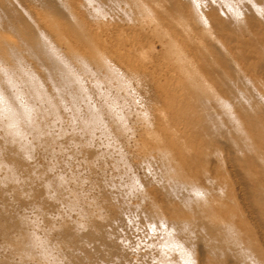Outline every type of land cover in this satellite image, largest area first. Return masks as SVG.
Returning <instances> with one entry per match:
<instances>
[{
	"label": "rangeland",
	"instance_id": "rangeland-1",
	"mask_svg": "<svg viewBox=\"0 0 264 264\" xmlns=\"http://www.w3.org/2000/svg\"><path fill=\"white\" fill-rule=\"evenodd\" d=\"M263 1L0 2V264H264Z\"/></svg>",
	"mask_w": 264,
	"mask_h": 264
},
{
	"label": "bare ground",
	"instance_id": "bare-ground-1",
	"mask_svg": "<svg viewBox=\"0 0 264 264\" xmlns=\"http://www.w3.org/2000/svg\"><path fill=\"white\" fill-rule=\"evenodd\" d=\"M3 1L4 0H0V2L1 3H3ZM45 1H47V0H45ZM148 1V0H147ZM49 2H50V0H49ZM52 2V1H51ZM264 2V1H263ZM46 3V2H45ZM57 3V2H56ZM50 4V3H49ZM85 4V3H84ZM93 4V3H92ZM150 4V3H149ZM2 5V4H1ZM105 5V4H104ZM164 5V4H163ZM7 6V5H6ZM52 6V5H51ZM53 6H55V5H53ZM52 6V7H53ZM1 7V6H0ZM4 7V6H3ZM155 7V6H154ZM7 8H10V7H7ZM50 8V7H49ZM55 7H53V9H54ZM160 8V7H159ZM4 9V8H3ZM52 9V8H51ZM56 9H57V7H56ZM56 9H54V11L56 10ZM186 9H187V7H186ZM245 9V8H244ZM7 10V9H6ZM46 10V9H45ZM167 10V9H166ZM185 10V9H184ZM251 10V9H250ZM4 11H5V9H4ZM53 11V10H52ZM51 11V12H52ZM57 11V10H56ZM59 11V10H58ZM213 11V10H212ZM7 12V11H6ZM10 12H12V11H10ZM50 12V13H51ZM247 12H249V11H247ZM40 13V12H39ZM43 13V12H42ZM57 13V12H56ZM169 13V12H168ZM185 13V12H184ZM216 13H218V12H216ZM216 13H214L213 12V14H216ZM44 14V13H43ZM145 14V13H144ZM19 15V14H18ZM18 15H16V16H18ZM21 15V14H20ZM53 15H55L56 16V14H53ZM57 15H60V16H62L61 14H57ZM248 15V14H247ZM251 15H252V13H251ZM250 15V16H251ZM7 16V15H6ZM40 16V15H39ZM59 16V17H60ZM95 16V15H94ZM194 16V15H193ZM230 16V15H229ZM250 16H247V18L246 19H250V18H248V17H250ZM253 16H255V15H252V18H254ZM258 16V15H257ZM9 17H10V15H9ZM12 17H14L13 15H12ZM21 17H23L22 15H21ZM212 17H213V15H212ZM216 17V16H215ZM221 17V16H220ZM264 17V16H263ZM262 17V18H263ZM2 18V17H1ZM8 18V17H7ZM47 18V17H46ZM45 18V19H46ZM53 18V17H52ZM64 18V17H63ZM63 18H61V19H63ZM87 18V17H86ZM217 18V17H216ZM219 18V17H218ZM17 20L18 19H20V18H16ZM60 19V20H61ZM78 19V18H77ZM94 19V18H93ZM186 19V18H185ZM220 19V18H219ZM231 19V18H230ZM245 19V20H246ZM259 19V18H258ZM23 20V19H22ZM198 20V19H197ZM217 20V19H216ZM215 20V21H216ZM232 20V19H231ZM262 20V19H261ZM19 21V20H18ZM46 21V20H45ZM50 21V20H49ZM59 21V20H58ZM62 21V20H61ZM172 21V20H171ZM178 21V20H177ZM179 21H180V19H179ZM178 21V22H179ZM189 21V20H188ZM192 21V20H191ZM214 21V22H215ZM225 21H226V19H225ZM254 21V20H253ZM256 21V20H255ZM254 21V22H255ZM48 22V21H47ZM66 22V21H65ZM196 22V21H195ZM218 22H220V21H218ZM228 22V21H227ZM250 22V21H249ZM251 22H252V19H251ZM257 22V21H256ZM262 22V21H261ZM261 22H258L259 24L261 23ZM60 23V22H59ZM62 23V22H61ZM60 23V24H61ZM221 23H224V22H221ZM226 23V22H225ZM224 23V24H225ZM240 23V22H239ZM63 24H64V22L61 24L62 26H63ZM181 24H182V22H181ZM216 24V23H215ZM257 24V23H256ZM264 24V23H263ZM47 25H49V23L47 24ZM51 25V24H50ZM70 25V24H69ZM223 25V24H222ZM254 25V24H253ZM22 26V25H21ZM28 26V25H27ZM54 26V25H53ZM61 26V27H62ZM65 26H66V29L68 28V29H70L68 26H67V23L65 24ZM189 26V25H188ZM221 26V25H220ZM225 26H227V25H225ZM256 26V25H255ZM12 27V26H11ZM29 27V26H28ZM218 27H219V25H218ZM237 27V26H236ZM12 28H14V27H12ZM17 28V27H16ZM59 28H60V26H59ZM63 28H65L64 26H63ZM179 28V27H178ZM183 28V27H182ZM224 28V27H223ZM233 28V27H232ZM242 28V27H241ZM264 28V27H263ZM31 29V28H30ZM61 29V28H60ZM188 29V28H187ZM227 29H229V28H227ZM239 29V28H238ZM63 31H64V29H62ZM19 32H21L22 33V37H19V38H22V40H25V39H27L29 42H28V46H30V45H36L39 41H38V37H37V35L33 32V30H28V28L27 27H25V30H24V28H19V30H18ZM68 31V30H67ZM70 31V30H69ZM233 31V30H232ZM65 32H66V30H65ZM201 32V31H200ZM239 32V31H238ZM262 32V31H261ZM194 33V32H193ZM203 33V32H202ZM67 34H68V32H67ZM73 33L71 32V34H70V36L72 35ZM78 34V33H77ZM215 34H217V33H215ZM233 34V33H232ZM206 35V34H205ZM221 35H222V32H221ZM231 35V34H230ZM72 36H75V34L74 35H72ZM77 36H79V35H76L75 37H74V40H75V38L77 37ZM202 36V35H201ZM1 37V36H0ZM6 37V36H5ZM68 37H69V35H68ZM80 37V36H79ZM204 37V36H203ZM206 37V36H205ZM204 37V38H205ZM15 38H16V36H15ZM73 38V37H72ZM199 38V37H198ZM7 39H8V37L7 38H1L0 39V53H1V57L3 58V59H8L9 58V56H10V54H8V52L6 51V50H4V48H6L7 50H8V48L7 47H4L3 45L4 44H6V42H7ZM71 39V38H70ZM78 39V38H77ZM206 39V38H205ZM204 39V40H205ZM211 39V38H210ZM252 39V38H251ZM243 41V40H242ZM256 41V40H255ZM9 42V41H8ZM11 42V41H10ZM23 42V41H22ZM21 42V43H22ZM190 42V41H189ZM201 43V42H200ZM22 44H24V43H22ZM234 44V43H233ZM5 46H7V45H5ZM25 46V45H24ZM26 46H27V44H26ZM68 46V45H67ZM210 47H211V45H210ZM32 48V47H31ZM213 48V47H212ZM74 49V48H73ZM76 49V48H75ZM86 50V49H85ZM203 50V49H202ZM216 50V49H215ZM74 51V50H73ZM88 53V52H87ZM217 53V52H216ZM20 54V53H19ZM86 54V53H85ZM93 54V53H92ZM72 56V55H71ZM85 56V55H84ZM94 56V55H93ZM262 56V55H261ZM76 57V56H75ZM86 57V56H85ZM89 57V56H88ZM95 57V56H94ZM223 57V56H222ZM263 57V56H262ZM93 58V57H92ZM89 59V58H88ZM90 59H91V56H90ZM201 59V58H200ZM199 59V60H200ZM166 60V59H165ZM85 61V60H84ZM94 61V60H93ZM175 62V61H174ZM213 62V61H212ZM229 62V61H228ZM37 63V62H36ZM41 63V62H40ZM105 63V62H104ZM103 63V64H104ZM78 64V63H77ZM100 64V63H99ZM168 64V63H167ZM179 66V65H178ZM82 67V66H81ZM84 67V66H83ZM172 67H173V65H172ZM173 69V68H172ZM178 69V68H177ZM102 70V69H101ZM101 73V72H100ZM179 73V72H178ZM191 73V72H190ZM172 74V73H171ZM185 74V73H184ZM185 76H186V74H185ZM181 77V76H180ZM186 81V80H185ZM218 81V80H217ZM165 83V82H164ZM178 83V82H177ZM189 84V83H188ZM180 86V85H179ZM193 86V85H192ZM164 87V86H163ZM187 87V86H186ZM194 91V90H193ZM182 94V93H181ZM183 101V100H182ZM167 103V102H166ZM202 103V102H201ZM180 109V108H179ZM180 111V110H179ZM190 111V110H189ZM181 112V111H180ZM199 113V112H198ZM192 115V114H191ZM202 116V115H201ZM195 117V116H194ZM213 121V120H212ZM216 121V120H215ZM160 122V121H159ZM207 125V124H206ZM175 127V126H174ZM207 127V126H206ZM208 130H209V128H208ZM170 143V142H169ZM182 146V145H181ZM191 148V147H190ZM189 154V153H188ZM174 156V155H173ZM188 157V156H187ZM190 160V159H189Z\"/></svg>",
	"mask_w": 264,
	"mask_h": 264
}]
</instances>
